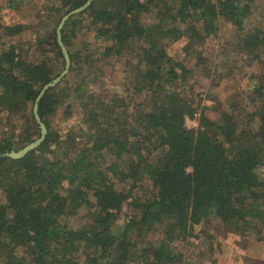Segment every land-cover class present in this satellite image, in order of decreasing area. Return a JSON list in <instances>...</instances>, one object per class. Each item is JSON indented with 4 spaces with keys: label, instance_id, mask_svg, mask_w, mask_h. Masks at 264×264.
I'll list each match as a JSON object with an SVG mask.
<instances>
[{
    "label": "trees",
    "instance_id": "obj_1",
    "mask_svg": "<svg viewBox=\"0 0 264 264\" xmlns=\"http://www.w3.org/2000/svg\"><path fill=\"white\" fill-rule=\"evenodd\" d=\"M85 1L47 5L33 44L0 41V264H201L221 230L264 234V0H93L61 29L71 66L39 100L46 138L4 154L40 135L36 97L66 63L58 24ZM98 50L124 66L119 90L91 86ZM254 64L249 105L212 89ZM59 110L78 120L55 126Z\"/></svg>",
    "mask_w": 264,
    "mask_h": 264
},
{
    "label": "rangeland",
    "instance_id": "obj_2",
    "mask_svg": "<svg viewBox=\"0 0 264 264\" xmlns=\"http://www.w3.org/2000/svg\"><path fill=\"white\" fill-rule=\"evenodd\" d=\"M0 22L1 23H7V25H10L11 27L6 30V32H0V41H4V44L9 42L8 40H14L15 38L17 40L15 41H25L27 44H33L36 35V30L39 28V25L41 24L40 21H42L49 13L48 9H46V6H52L54 11H60L59 5H61V0H27V4L20 5V7L15 6L16 4H19L21 0H15V5L13 2H9L10 0H0ZM38 7H37V3ZM37 8H39L37 10ZM38 11V12H36ZM35 14L37 16H35ZM36 17V18H35ZM26 21L30 22V26L27 27V29L22 34H16L15 36L12 35V33L17 29V24L19 21ZM224 35L221 37V41L223 37H227L230 35L235 40L239 38L237 34L233 35L230 33V31L225 30V26L222 28ZM12 35V36H10ZM227 35V36H225ZM229 37V36H228ZM229 37V38H230ZM213 43L221 44L219 41V38H213ZM25 43V44H26ZM184 41L179 40L175 42L172 46H170V49L172 51L179 50L183 47ZM0 43V49L4 45ZM99 59L96 62V65L93 69H95L94 77L96 82H93L91 85L96 90H98L102 94H106V92H111L112 90H119L121 88V85L119 84L123 79H121L123 75V69L124 66L119 63L112 61L110 58H101V50L97 51ZM183 56H185V53H181ZM224 54V53H223ZM222 57L225 58V56ZM192 62V61H191ZM259 66L257 64L254 65H244V67L237 73L236 78L234 79H227L224 82H222L221 86H215L212 87L214 90L219 93L223 99H226V95L228 96L231 92H236L235 88H240L242 90L243 98L245 105H249V92L252 90V80H250V75L253 73H257ZM93 77V76H92ZM195 78L199 79L201 83H204L205 85H209L210 80L207 78H202L195 75ZM193 77L191 78V80ZM209 104V107L207 108V111L211 115H216L217 112L221 109V107H224L226 103L219 104L220 106L214 107L215 101L209 100L207 101ZM63 110H59L58 114L55 117L54 125L55 126H70L72 125L77 118H74L75 116L71 118H64L62 117ZM198 114H196L194 117H188L187 124L189 126H196L198 125L199 119ZM17 122L15 119L11 124L17 126L15 124ZM5 124L3 120L0 118V136L2 131V125ZM8 125V124H7ZM6 128V127H5ZM24 146V145H23ZM22 147V146H21ZM20 148V147H19ZM126 216H123L122 218L118 219L120 223L124 222V219ZM210 226L213 228V224L210 223H202L198 225L197 230L201 231H208V227ZM264 234L257 235V234H241V233H235L227 230H221L217 232L216 238L220 241V250L218 251L216 256L208 257L206 259L201 260V264H251L254 260L256 262L260 263L264 260ZM156 238L157 235H153L152 238ZM204 240V244L201 242ZM198 243L196 245L195 243ZM208 243H206L205 239L199 238L197 241L193 242L192 244L185 245L186 251H188L187 254L194 255L192 257V260H200L201 256L203 255L204 250L207 248Z\"/></svg>",
    "mask_w": 264,
    "mask_h": 264
},
{
    "label": "water",
    "instance_id": "obj_3",
    "mask_svg": "<svg viewBox=\"0 0 264 264\" xmlns=\"http://www.w3.org/2000/svg\"><path fill=\"white\" fill-rule=\"evenodd\" d=\"M92 1L93 0H87L83 4L73 8L71 10H69L66 13H64L63 16L61 17V20H60L59 24H58V27H57L58 42H59V44H60V46H61V48L63 50L64 56H65V59H66V63H65V67L63 68V70L60 72L59 75H57L52 80L48 81L47 83H45L42 86L40 92L38 93V95L36 97V100H35V103H34V107H33V111H34L35 118H36V120H37V122L39 123V126H40V130H41L40 135L37 138H35L32 141L26 143L24 146H22V147H20L18 149H13V150H11L9 152H5L4 153L5 155H10V156H13V157H22L29 150L38 147L42 143V141L46 138L48 129H47V126H46L45 122L41 118V115L38 112L39 100H40L41 96L43 95V93L50 86L55 85L57 82H59L62 79V77L64 75H66L69 72L70 66H71V56H70L69 50L67 49L65 43L63 42V39H62V36H61V29H62L65 21L71 15H73L74 13L83 11L84 9H86L91 4Z\"/></svg>",
    "mask_w": 264,
    "mask_h": 264
}]
</instances>
